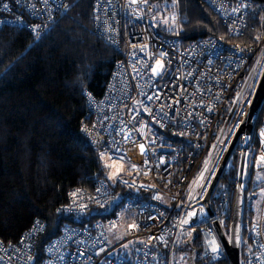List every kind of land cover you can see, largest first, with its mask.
Here are the masks:
<instances>
[{
  "label": "built area",
  "instance_id": "2783aa9c",
  "mask_svg": "<svg viewBox=\"0 0 264 264\" xmlns=\"http://www.w3.org/2000/svg\"><path fill=\"white\" fill-rule=\"evenodd\" d=\"M202 1L229 34L246 33L250 0ZM67 8L69 0H0V27L38 40ZM90 8L116 58L103 93H83L80 129L92 148L126 164V171L98 177L90 188H69L60 212L70 221L40 247L47 224L39 217L16 240L0 238V264H170L177 243L188 245L191 235L200 240L202 257L224 258L217 226L226 232L237 180L231 186L220 178L212 213L202 200L263 68L264 24L248 44L213 36L180 44L158 32L150 0H91ZM262 133L264 123L255 124L253 156L264 166ZM241 153L240 141L239 161ZM231 162L232 155L223 175ZM240 264H264V179Z\"/></svg>",
  "mask_w": 264,
  "mask_h": 264
},
{
  "label": "trees",
  "instance_id": "16d2710c",
  "mask_svg": "<svg viewBox=\"0 0 264 264\" xmlns=\"http://www.w3.org/2000/svg\"><path fill=\"white\" fill-rule=\"evenodd\" d=\"M150 1L158 32L180 44L207 36L225 44H248L264 24V0H250L247 30L241 36L229 34L202 0ZM90 7L91 0H69L67 12L38 40L25 31L0 27V238L5 242L16 240L39 217L47 224L40 247L69 220L60 212L68 189L90 188L94 179L108 173L102 152L90 146L80 129L86 119L83 93H103L116 58L93 25ZM261 122L264 104L256 124ZM250 144L255 148L254 139ZM253 158L247 155L246 161ZM238 162L237 146L233 167L224 173L222 183L234 184ZM251 182L243 178L240 258L253 212V197H247L258 189ZM233 193L234 188L231 203ZM230 214L231 209L227 223ZM183 245L178 250L186 248L187 262L193 251L191 264H228L226 257L216 261L202 257L197 237Z\"/></svg>",
  "mask_w": 264,
  "mask_h": 264
},
{
  "label": "water",
  "instance_id": "95a60500",
  "mask_svg": "<svg viewBox=\"0 0 264 264\" xmlns=\"http://www.w3.org/2000/svg\"><path fill=\"white\" fill-rule=\"evenodd\" d=\"M264 104V65L259 75V78L255 84L254 90L251 95L248 109L238 124L229 144L226 148V151L221 158V161L213 175V178L207 188L205 196L202 202L205 204L209 213H212V208L210 205L211 197L218 185L220 178L223 175L224 169L228 163L229 158L233 154L234 150L241 141L242 153L240 156L238 174H237V186L234 191L232 209L230 214V222L228 233H225L220 226H217V236L221 243V246L224 250L225 257L227 258L228 264H240V228H241V215L243 207V192L244 188L242 187L243 182V170L245 162V150L248 147L254 126L257 122V117L260 111V108ZM195 235H191L189 242ZM193 251L188 256V263L191 264Z\"/></svg>",
  "mask_w": 264,
  "mask_h": 264
},
{
  "label": "rangeland",
  "instance_id": "374dc122",
  "mask_svg": "<svg viewBox=\"0 0 264 264\" xmlns=\"http://www.w3.org/2000/svg\"><path fill=\"white\" fill-rule=\"evenodd\" d=\"M251 84H252V81L249 83V85L247 87V91L244 93L243 97H245L247 95V92L249 91V89L251 87ZM230 128H231V126L229 127V129ZM229 129H228V131H229ZM227 132L221 138L219 147H218V149H217V151H216V153L214 155L213 162L215 161V159H216V157L218 155V152H219L221 146L223 145L225 138L227 137ZM250 154L251 155L254 154V148H253V146L251 144L248 146V152L246 154V157H247V155L249 156ZM102 155L104 157L103 158L104 159V164L106 165V168L108 169L107 170L108 171V176L113 177L114 175H116L119 172H125L126 171V168H127L126 164H124L122 162H118V161H112V160L108 159L105 156L104 153H102ZM254 159L255 158L251 159V162H250V161H246V158H245V165H244V170H243V178L247 177V179L249 178V180L252 179L251 185L253 187L255 186V187L258 188V189H254L253 191H251L250 195L247 197L249 200L251 199V197H253V199H252L253 200V209L255 208L256 203L258 202L259 196L261 195L262 183H263V179H264V166L259 161H256ZM231 164H232V167H233V163L232 162H231ZM232 167H230V169ZM223 182H224V180H223ZM224 183L227 184V181H225ZM233 183H235V182H233ZM242 187H243V184H242ZM234 191H235V188H234ZM233 196H234V193H233ZM250 218H251V216H250ZM250 218H249V222H250ZM227 225L228 226L226 228V232L225 233H228L229 223H227ZM247 235H248V229H247ZM176 240L178 241V238ZM179 244H180V241L177 243V245L175 246V248H174V250L172 252V255H170V257H169L170 264H187L188 263L187 262V250H186V248L183 249V250H178L179 249V247H178ZM183 246L184 245L181 243V247H183ZM243 250H244V246L242 247V252H243Z\"/></svg>",
  "mask_w": 264,
  "mask_h": 264
},
{
  "label": "snow or ice",
  "instance_id": "6c2138e0",
  "mask_svg": "<svg viewBox=\"0 0 264 264\" xmlns=\"http://www.w3.org/2000/svg\"><path fill=\"white\" fill-rule=\"evenodd\" d=\"M157 67H161V65L159 64V62H157ZM156 71H157V68H153V72L155 73ZM262 135H264V133H262ZM141 150H143V146L142 145H141ZM262 159H264V157H262ZM194 183H195V181H194ZM184 222L187 223V221H184ZM213 251H216V249L213 248Z\"/></svg>",
  "mask_w": 264,
  "mask_h": 264
}]
</instances>
